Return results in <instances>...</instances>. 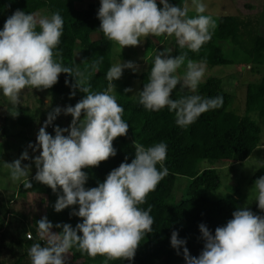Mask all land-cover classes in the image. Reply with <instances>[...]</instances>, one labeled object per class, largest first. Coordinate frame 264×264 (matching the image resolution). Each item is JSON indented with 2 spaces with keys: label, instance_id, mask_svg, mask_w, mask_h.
Listing matches in <instances>:
<instances>
[{
  "label": "clouds",
  "instance_id": "9594fccd",
  "mask_svg": "<svg viewBox=\"0 0 264 264\" xmlns=\"http://www.w3.org/2000/svg\"><path fill=\"white\" fill-rule=\"evenodd\" d=\"M206 8L204 0H181L175 5L170 0H100L97 17L99 29L121 49L141 44V37L150 34H167L174 35L181 48L198 52L211 39L210 28L216 26V20L204 14ZM193 10L197 15L190 16ZM63 26L64 19L58 11L38 18L16 9L0 28V93L8 98L7 110L13 117L19 115L17 106L21 104L23 89L50 88L61 73L74 78V83L65 79V84L73 89L70 96H75L76 90L85 94L74 106L63 109L57 106L48 112L35 143L28 144L38 155L30 157L25 149L12 162L2 160L12 180L30 189L32 165L22 161L31 159L36 168L34 179L57 193L54 210L59 212L76 205L78 208H72L70 215L82 218L72 226L53 225L47 216L41 217L35 223L45 243H33L28 255L31 264H66L67 253L75 247L91 256L101 254L108 259L123 258L131 262L142 238L152 231V206L140 205L168 175L164 165L167 144L162 141L149 146L136 144L131 162L125 157L103 182L98 181L94 187L85 186L88 174L82 169L114 157L117 154L114 138L128 133L129 124L122 118L124 108L117 102L112 82L122 76L124 69L136 71L137 65L134 61L117 60L106 72L108 87L104 91H92L78 68L62 62L58 45ZM171 53V48L157 50L147 82L133 98L146 110L167 107L174 112L175 123L187 127L202 113L221 107L223 97L195 93L204 79L206 61L187 59L186 53L179 56ZM182 65L185 67L180 74L177 70ZM91 67L95 69L97 65ZM178 84L194 94L173 99L171 93ZM62 111L72 116L71 123L67 127L54 126L53 135L46 129ZM254 187L257 206L264 210V175L254 181ZM54 227L61 230L54 232ZM199 231L203 247L195 256L190 254L186 239L179 238L177 230L171 233L170 245L178 255L182 254L185 264H264V215L241 206L214 232L204 223L199 224Z\"/></svg>",
  "mask_w": 264,
  "mask_h": 264
},
{
  "label": "trees",
  "instance_id": "16d2710c",
  "mask_svg": "<svg viewBox=\"0 0 264 264\" xmlns=\"http://www.w3.org/2000/svg\"><path fill=\"white\" fill-rule=\"evenodd\" d=\"M78 1L0 0V28L16 9L33 13L38 18L50 16L58 11L64 19L61 43L58 45L62 62L67 66L78 68L87 78L86 84L91 85L92 91H104L109 85L106 72L113 62L114 41L109 40L99 29L100 20L97 17V11L100 1H90L84 7H77ZM180 2L181 0H170V3L174 5ZM259 28L260 14H256L253 18L245 17V15L222 14L217 18L216 26L210 28L211 39L203 44L198 52H193L187 47L181 48L173 35L171 55L179 56L186 53L187 59L204 60L209 65L228 63L231 60L224 55L219 41L238 43L242 35L249 31L253 33L249 49L252 62L256 64L255 67L264 66V34L259 33ZM94 34H97V37L93 38ZM164 35L167 34H162V37ZM150 46L153 49L154 46L151 43ZM155 55L150 53L146 57L145 69L131 74L132 80L138 79L137 91L142 90L143 84L147 82ZM93 64L97 65L95 69L91 67ZM66 77L70 83H74L73 77L61 73L57 83L46 89L55 94L70 95L73 89L65 84ZM130 83L131 81L121 83L115 88L114 93L117 102L124 108L122 118L129 124L127 135L118 136L112 142L117 149V154L101 161L97 166H89L82 170L88 174L85 186L94 187L98 181L103 182L110 170L118 167L125 157L128 162H131L135 155L136 144L149 146L161 141L165 142L167 157L164 165L169 170L168 175L147 194L145 203L140 205L142 208L152 206L150 213L154 217L152 231L142 238L131 262L123 258L108 259L106 255L101 254L91 256L75 247L70 251L73 258H83L79 261L80 264H185L182 254L178 255L177 250L170 245L172 231L177 230L179 238L186 239V247L191 255H198L203 247L199 224H206L214 232L215 228L226 223L231 218L232 212L239 207L232 201L230 195L212 200L200 188L216 189L220 185L216 166L242 161L258 146L260 127L251 118L249 112L257 110L264 102V74L259 81L247 83L243 114L228 109L230 93L224 89L220 77L209 75L202 80L195 93L206 97L220 95L223 97V104L219 108L202 113L187 127L178 126L175 123L174 112H170L167 107L158 111L146 110L138 100L133 98V95L124 91L130 87ZM190 94H194L192 90L181 89L180 86L173 89L171 93L173 99ZM83 95H85L83 92L76 90L75 102L72 105L74 106ZM51 128L53 123L51 127H47L48 130ZM201 162H204L202 167L199 166ZM157 167L159 168L160 165L158 164ZM178 174L190 178L186 195L176 202H169L168 197L172 193ZM261 175H264V156L250 181L254 182ZM34 176L30 180L32 183L30 189L41 190L56 201L57 193L53 192L49 186L36 181ZM22 187L23 184L20 183L19 189L21 190ZM20 190H18L19 193ZM257 205L258 203L251 210L256 214L264 215V210L259 209ZM51 208L49 216L57 223H70L75 226L82 220L80 217L70 215L72 208H78L76 205L66 207L59 212L55 211L54 207L51 206ZM16 232L23 233L26 240L44 243L39 237L37 227L22 226ZM28 232L32 234L31 238L25 236ZM28 252L25 253L28 254ZM25 253L19 255L13 264H22L21 260ZM66 264H72V260L66 258Z\"/></svg>",
  "mask_w": 264,
  "mask_h": 264
},
{
  "label": "rangeland",
  "instance_id": "374dc122",
  "mask_svg": "<svg viewBox=\"0 0 264 264\" xmlns=\"http://www.w3.org/2000/svg\"><path fill=\"white\" fill-rule=\"evenodd\" d=\"M90 1L100 0H79L77 7H84ZM204 2L207 5L204 14L211 15L216 21L222 14L245 15L248 18H253L256 14H260L259 33L264 34V0H204ZM160 6L158 3V7ZM189 15L195 16L197 13L193 10L190 11ZM172 36L164 35L162 37V35L150 34L147 37H141L143 40L141 44L124 46L122 49L120 45L114 42L112 64L117 60H122L134 61L137 65L136 71L124 69L122 76L113 80L112 83L115 88L125 81H131L129 88L132 91L129 93L133 95L138 88V79L132 80L131 74L139 73L146 68V57L150 53L156 54L157 50L172 48ZM252 36L253 33L247 31L242 35L238 43L227 40L219 41L224 55L231 61L218 65L206 64L204 75V79L211 74L221 78L224 89L230 93L228 109L238 114L245 113L247 83L259 81L264 74V66L255 67L256 64L252 62L249 54ZM95 37H97V34L93 35V38ZM150 43L154 46L153 49H151ZM77 55L78 53L76 52ZM184 67L182 65L177 72L182 74ZM179 86L178 84L177 87ZM184 89L191 90L188 88ZM74 102V96H70L68 93L55 94L47 89L26 87L21 91V104L17 106L19 115L13 117L7 110L10 106L8 98L0 93V246L3 243L0 247V264H13L19 255L28 252L32 244L35 243L26 240L23 233L16 232L22 226L27 228L37 227L35 222L43 216H47L53 225L57 224L49 216V212L52 211L51 206H54L55 200L38 189L32 190L22 187L20 190L21 182L12 180L10 171L4 167L3 161L12 162L19 158L25 149L28 150L30 157L38 155L39 152L33 153L32 149L28 148V144L29 142L35 143L37 132L47 118L48 112H51L57 106L63 109V107L72 105ZM249 115L260 127L258 146L242 161L217 165L220 185L216 189L204 190L205 188L201 187L200 190L205 191V194L212 200L230 195L237 206H246L252 209L258 202L256 201L257 190L250 178L259 167L264 156V102L257 110L250 111ZM71 120L72 116L70 114L65 115L62 111L53 121V128L51 130L46 129V131L54 135V126L67 127ZM22 163L32 165L29 176L31 180L36 172L35 165L31 159L22 161ZM203 164L204 162H201L199 166L202 167ZM189 181L190 178L188 176L178 174L168 201L176 202L186 195ZM18 190H20V193ZM237 191L239 192L238 194ZM58 230L55 227L52 229L54 232ZM67 258L72 260V264H80L79 261L83 259L81 257L73 258L71 251L67 253ZM21 263L31 264L27 253L23 256Z\"/></svg>",
  "mask_w": 264,
  "mask_h": 264
},
{
  "label": "built area",
  "instance_id": "2783aa9c",
  "mask_svg": "<svg viewBox=\"0 0 264 264\" xmlns=\"http://www.w3.org/2000/svg\"><path fill=\"white\" fill-rule=\"evenodd\" d=\"M51 127V125H49ZM26 237L27 238H31L32 237V234L30 232L26 233Z\"/></svg>",
  "mask_w": 264,
  "mask_h": 264
}]
</instances>
